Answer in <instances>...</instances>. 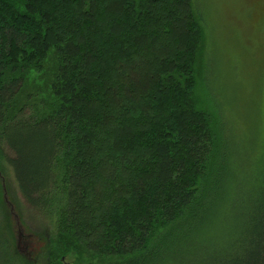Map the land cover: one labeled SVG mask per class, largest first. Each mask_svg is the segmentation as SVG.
<instances>
[{"label":"trees","instance_id":"1","mask_svg":"<svg viewBox=\"0 0 264 264\" xmlns=\"http://www.w3.org/2000/svg\"><path fill=\"white\" fill-rule=\"evenodd\" d=\"M206 5L0 0V264H264L260 69L198 92Z\"/></svg>","mask_w":264,"mask_h":264},{"label":"rangeland","instance_id":"2","mask_svg":"<svg viewBox=\"0 0 264 264\" xmlns=\"http://www.w3.org/2000/svg\"><path fill=\"white\" fill-rule=\"evenodd\" d=\"M206 3L209 13L206 21L210 20L209 23H204V39L196 58L198 92L203 94L205 91L207 95L210 94L211 80H227L224 77L227 69L225 65H230L233 59L236 64L240 61L243 67L235 69L238 75L237 80L244 86L242 88L240 86V94L243 98L253 93L250 92V85L254 80V74L256 77L257 68L260 69L259 99L261 102L259 107H261V115L264 116V54L261 52L264 47V0H206ZM212 48H214L213 51L217 50L214 59ZM239 50L242 51V55L238 52ZM261 58L263 63L260 61ZM259 62L261 63L258 66ZM223 67H226L225 71ZM220 83L219 81L218 84ZM213 88L218 90L216 86ZM223 91L222 88L221 92ZM226 95L223 93L220 96L226 99ZM260 138L264 142V124H261ZM0 182L2 185L4 182L8 185L12 199L19 200L9 170L5 166L0 173ZM9 207L12 209L10 203ZM10 212L13 216L17 250L29 256L27 245L31 239L26 232L34 229L33 223L28 221L24 211L21 217H18L12 210ZM72 260L73 258L68 256L64 259V263L71 264Z\"/></svg>","mask_w":264,"mask_h":264}]
</instances>
